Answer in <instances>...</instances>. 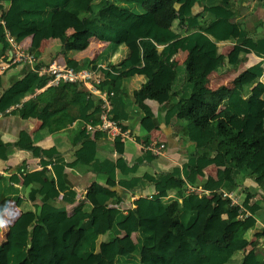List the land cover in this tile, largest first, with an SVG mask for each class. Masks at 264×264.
I'll use <instances>...</instances> for the list:
<instances>
[{
	"label": "trees",
	"instance_id": "16d2710c",
	"mask_svg": "<svg viewBox=\"0 0 264 264\" xmlns=\"http://www.w3.org/2000/svg\"><path fill=\"white\" fill-rule=\"evenodd\" d=\"M242 2L12 0L3 17L6 28L0 25V61L10 65L0 75V115L29 120L51 113L48 128L53 133L66 129L73 120L77 123L69 130L74 137L72 163L55 148L34 146L27 134L14 145L0 141V159H7L11 146L42 158L43 169L28 174L24 171L23 184L35 186L41 196L60 199L59 207L22 201L20 189L9 177L0 176V198L14 202L21 210L12 226L10 244L5 247L0 243L5 264H264L260 253L264 229L254 235L256 240L250 233L262 206L250 202L248 196L242 206L251 217L239 219V208L223 197V192L237 186L239 179H252L261 187L259 196L264 203V119L263 130L246 137L231 125L233 119L256 118L264 112V37L255 41L236 22V8ZM197 6L202 11L195 14ZM42 30H46V39L61 42L69 66L99 72L103 79L100 87L108 93L114 118L124 131L136 127L146 131L137 139L144 148L152 144L149 134L156 128L147 101L164 95L175 100L160 119L170 124L186 115L188 123L178 126L177 131L195 144V155L170 172L119 180L118 173L124 177L136 174L143 163L151 164L156 157L145 151L132 167L122 157L97 158L98 141L105 134H89L86 126L100 124L101 99L89 97L83 84H62L24 102L48 83L47 77H40L30 66L15 84L10 83L14 71L24 64L8 61L11 47L6 31L22 44ZM130 35L141 52L129 50L115 65L114 57ZM234 36L238 45L261 61L240 74L232 89L220 87L216 91L219 100L208 101V78L219 69V65L213 66L217 43L233 41ZM93 39L106 45L102 53L95 58L74 59L90 47ZM178 51L187 53L182 65L172 61ZM139 75L146 83L133 92L132 100L140 115L134 126H125L130 117L124 83ZM222 105L221 117L214 119ZM49 164L53 165L54 179L49 177ZM84 166H91L108 180L106 186L95 183L89 188L95 206L79 202L77 191L64 180L67 168L79 170ZM116 185L128 191L153 186L155 194L135 201V208L111 207L113 200L121 202L113 190ZM53 224L57 225L59 245L42 252L41 228ZM80 230L83 236L71 250L73 236Z\"/></svg>",
	"mask_w": 264,
	"mask_h": 264
},
{
	"label": "crops",
	"instance_id": "0c3cea01",
	"mask_svg": "<svg viewBox=\"0 0 264 264\" xmlns=\"http://www.w3.org/2000/svg\"><path fill=\"white\" fill-rule=\"evenodd\" d=\"M12 0H0V4L3 10L0 11V20H4V13L10 8ZM202 9L199 6L195 8V14L200 13ZM237 17L235 18L237 23H241L243 28L249 33L251 37L256 41L264 37V2L260 0H243V2L236 8ZM5 21V20H4ZM6 23V22H5ZM73 32V31H70ZM184 32L186 29L184 28ZM254 32L255 36H252ZM237 37L234 36L233 41L219 42L217 43V59L213 62V66L219 65V69L212 72L209 76V83L207 88L210 90V94L207 97L208 101L219 100L216 91L220 87H227L232 89L234 87V80L242 74L248 67L261 61L252 51L244 48L236 43ZM25 50L31 51L37 54L39 63L42 65H48L53 62L67 65L66 59L62 54V44L59 40L46 39V30L40 31L31 39H28L21 44ZM106 45L95 39L91 40L90 47L79 53L74 59L80 60L83 58H95L105 49ZM134 53L141 52L138 42L133 36H128L126 46L121 48L118 55L114 57V64L119 65L127 56L128 51ZM10 53L8 55V61H10ZM187 59V53L178 51L173 57L172 61L179 65H182ZM3 61H0V64ZM69 65V64H68ZM29 65L19 66L10 77V83L15 84L19 78L29 71ZM49 80V79H48ZM261 82L264 84V75L261 78ZM146 83V79L143 76H135L133 78H127L124 83V100L127 105V112L129 114V120L124 122L125 126L135 125L137 117L140 112L134 106L132 100V94L135 90H138ZM50 86H47L36 91L35 94L25 98V101L34 99L37 96L44 93ZM175 103V100H170L168 95H164L155 100H148L147 106L152 110L155 115L154 125L155 129L151 130L150 136L152 143H163L166 145V149L162 156L156 157L151 164L143 163L136 174L129 176H122L118 173L119 180H131L135 177H142L146 174L155 175L158 173L170 172L175 167H182L190 158L195 155V144L188 141L180 132L178 133L177 127L188 123L186 115L176 117L170 124H165L160 119V115L168 111ZM14 108L13 110H15ZM224 106L222 105L218 111V114L214 119L221 117ZM264 112L258 117L244 116L239 119H233L231 125L239 131L241 136H248L252 131L263 130ZM51 120V113L36 118L24 120L18 115H0V141L6 144L14 145L21 140L23 134H27L32 139V144L42 149L55 148L60 155L66 157V162L72 163L74 158L70 156L74 146V137L70 134L69 130L76 126L77 121L73 120L71 124H68L66 129L58 132H51L48 128V124ZM153 122H152V126ZM131 134V140H113L109 137H103L98 141V153L97 158L105 160L111 158L117 160L118 158H124L130 165L134 166L136 161L142 158L145 149L142 143H138L137 139L146 134L140 127H136L134 130L129 129ZM7 159H0V176H7L11 179V184L20 189V198L22 201L37 202V203H51L56 207L60 205V199L53 196H41L37 188L33 185L25 186L23 184L22 173H34L43 169L42 158H36L34 155L23 148H17L11 146L7 150ZM48 174L51 179L55 178L53 172V165L47 166ZM64 180L66 185L77 191L79 194L78 201L82 203H90L96 205L95 197L89 193V188L93 184H99L102 186L107 185V179L104 175L95 172L91 166H84L81 169L67 168L64 172ZM18 181V184L16 182ZM237 186H230L226 191L235 192L239 196V200L242 202L249 196L250 198L261 199L262 189L255 183L254 180L249 179L243 181L239 179ZM118 192V196L121 199H115L110 203L111 207L121 206L125 210L129 208H135L134 202L141 197H151L155 194L154 187L151 186L147 189L142 187H136L135 189L128 191L121 186L113 188ZM166 198V197H165ZM260 203V202H258ZM243 207V206H242ZM244 208V207H243ZM261 213V214H260ZM21 210L12 201H7L0 198V243L5 247L11 242L12 226L14 221L20 216ZM257 224L250 232L254 235L261 232L264 229V210H260L256 214ZM83 230L76 232L72 239L71 250L79 243L80 238L83 236ZM41 250L46 252L51 248L59 245L57 236V225L53 224L45 228H41ZM255 243V241H254ZM261 255L264 256V246L261 249ZM5 254H0V264H5Z\"/></svg>",
	"mask_w": 264,
	"mask_h": 264
},
{
	"label": "built area",
	"instance_id": "2783aa9c",
	"mask_svg": "<svg viewBox=\"0 0 264 264\" xmlns=\"http://www.w3.org/2000/svg\"><path fill=\"white\" fill-rule=\"evenodd\" d=\"M0 25L6 28L4 20H0ZM7 41L10 44V61L11 64H24L29 65L31 69L36 72L40 77H47L48 86L59 87L62 84H83L89 94V97L99 98L102 101V107L100 112V124L93 126L89 124L86 126L87 133L93 134L95 132H102L106 137L113 140H131V134L129 131H124L112 114V105L109 100L108 93L101 89L103 82L102 77L98 71L90 70H75L71 66L59 64L53 62L48 65H42L39 63L38 57L23 48V46L16 41L10 32L6 31ZM9 64L2 62L0 64V75H2L8 68ZM145 151H151L155 157L163 155L166 145L163 143L155 142L149 147L144 148ZM209 195V193H207ZM223 197L229 198L232 205L239 208L238 218L244 219L251 217V214L247 212L239 202V198L234 192L225 191Z\"/></svg>",
	"mask_w": 264,
	"mask_h": 264
},
{
	"label": "rangeland",
	"instance_id": "374dc122",
	"mask_svg": "<svg viewBox=\"0 0 264 264\" xmlns=\"http://www.w3.org/2000/svg\"><path fill=\"white\" fill-rule=\"evenodd\" d=\"M252 36H255L254 35V32L252 33ZM253 38V37H252ZM24 48V47H23ZM235 193V192H234ZM235 195H236V193H235ZM237 196V198H239V196L238 195H236ZM241 201H242V199H240L239 200V202L238 203H241ZM250 202H255V203H258V202H260V205L262 206V210H264V203H263V201H262V199H259V197H257V199H251L250 200ZM261 214V213H260ZM261 256V255H260ZM262 257V256H261ZM263 258V257H262Z\"/></svg>",
	"mask_w": 264,
	"mask_h": 264
}]
</instances>
